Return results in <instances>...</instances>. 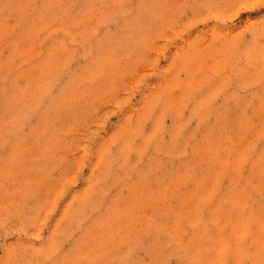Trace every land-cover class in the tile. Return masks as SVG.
<instances>
[{
  "label": "rangeland",
  "instance_id": "obj_1",
  "mask_svg": "<svg viewBox=\"0 0 264 264\" xmlns=\"http://www.w3.org/2000/svg\"><path fill=\"white\" fill-rule=\"evenodd\" d=\"M20 4L53 54L0 56V264H264V0Z\"/></svg>",
  "mask_w": 264,
  "mask_h": 264
},
{
  "label": "crops",
  "instance_id": "obj_2",
  "mask_svg": "<svg viewBox=\"0 0 264 264\" xmlns=\"http://www.w3.org/2000/svg\"><path fill=\"white\" fill-rule=\"evenodd\" d=\"M49 12L47 7L20 4L0 15V56H52Z\"/></svg>",
  "mask_w": 264,
  "mask_h": 264
}]
</instances>
